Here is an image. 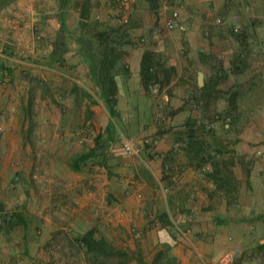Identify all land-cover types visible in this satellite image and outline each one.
I'll use <instances>...</instances> for the list:
<instances>
[{"label": "crops", "instance_id": "1", "mask_svg": "<svg viewBox=\"0 0 264 264\" xmlns=\"http://www.w3.org/2000/svg\"><path fill=\"white\" fill-rule=\"evenodd\" d=\"M154 1L120 0L96 11L125 27L130 75L117 77L116 104L109 108L79 55L67 51L50 61L59 26L50 3L0 0V39L8 55L0 60V264H76L63 261L68 245L78 247L85 231L102 229L100 222L116 209L132 220L126 231L137 233L132 248L145 258L170 232L176 241L168 254L176 264L214 260L233 243L241 256L231 264H264L257 250L264 242V0ZM162 7L178 10L179 26L151 36ZM234 15L242 38L226 24L215 25L216 17ZM144 51L170 71L158 91L147 92L140 81ZM82 89L88 96L81 99ZM119 132L141 145L139 156L115 147ZM99 133L106 164L89 158L71 169L74 155L93 148ZM144 137L157 143L143 145ZM54 139L70 143L54 152ZM197 141L203 146L197 151L186 145ZM37 145L48 154L40 167L46 162L42 170L51 184L31 179ZM209 146L216 166L204 161ZM112 160L127 166L115 191L107 175ZM215 169L227 183L207 173ZM78 175L84 179L70 181ZM11 214V222L19 220L13 225L6 221ZM163 215L170 224L159 220Z\"/></svg>", "mask_w": 264, "mask_h": 264}, {"label": "trees", "instance_id": "2", "mask_svg": "<svg viewBox=\"0 0 264 264\" xmlns=\"http://www.w3.org/2000/svg\"><path fill=\"white\" fill-rule=\"evenodd\" d=\"M36 1L37 3H50V8L54 10V15L59 23L53 34L49 50L50 61H61L60 57L67 51L79 55L80 60L84 61L89 69L88 77L97 87L100 98L109 108H112L116 104L118 93L117 77L130 75L129 65L125 61L122 51V46L126 42L125 27L111 25L107 20L101 19L96 11L104 6L116 7L120 4V0ZM151 2L156 4L154 0ZM70 14L75 17L73 27H70L67 21ZM243 32L239 29L233 34L235 38H242L244 37ZM153 58L154 53L144 51L140 61V81L147 92H150L153 87H156L157 91L160 90V87L165 85L171 77L170 71L167 68L159 67ZM85 96L88 95L82 89L79 92V97L82 99ZM165 113L168 114V112ZM101 135L99 133L94 137V146L87 153L74 155L70 165L71 169L78 171L81 166L86 164L85 160L89 158H94L100 164H106L104 155H102L104 141ZM186 145L193 150L203 148L202 143L198 141L196 144L190 142ZM207 150L208 156L204 161L216 166L218 161L213 160L215 153H211L215 150L211 146L207 147ZM221 163L225 165L226 161L223 160ZM207 173L214 178H222L223 183L228 182V176L219 169ZM107 175L108 178L114 176L112 171H108ZM163 216L159 220L162 223L170 224L166 215ZM11 217H15V215L11 214L7 217L8 224L13 225L19 221L11 222L9 219ZM175 241L174 234L165 233L161 236V246L150 259H146L140 249L130 253L126 249L114 247L106 240L100 227L95 225L85 231L77 240V244L87 256L89 264H176V258L168 254L169 248ZM257 250L264 255V242L257 244Z\"/></svg>", "mask_w": 264, "mask_h": 264}, {"label": "rangeland", "instance_id": "3", "mask_svg": "<svg viewBox=\"0 0 264 264\" xmlns=\"http://www.w3.org/2000/svg\"><path fill=\"white\" fill-rule=\"evenodd\" d=\"M74 16L73 14H70L68 16V24L70 25V27L72 26L73 22H74ZM260 29L256 30L255 32L259 31ZM1 133V132H0ZM133 135V134H132ZM16 139V137L20 136V135H13ZM1 137V135H0ZM67 139V138H66ZM16 141H14L15 143ZM69 142L68 140L65 139H61V141H57L56 139L53 140V145H52V151H56L55 150V146H57L58 144H62L64 145V143ZM36 143V141H35ZM115 147L119 149V144L118 143V139L115 140L114 142ZM2 142H0V148H2ZM63 145H61V149L64 147ZM80 145H82V143H80ZM12 147H17L19 148L20 146L17 144H13ZM45 152V155L43 154V152ZM46 156H48L46 149L44 147H40V145H37L36 149L33 151V158H34V162L35 160L38 161V163H36V168L33 169V173L35 174V177H32V180H36V179H42V181L46 182V181H51L52 180V176L49 175L47 172V168H46V162L43 163L44 166L40 167V165L43 162V158H46ZM20 161L21 159L18 158L16 160L10 161L11 165L13 167H17L20 165ZM111 165L113 166V174L114 176L112 177L113 182H115V186L116 188L114 189V187L112 188L113 191L117 190L120 186V180L123 178H126L127 175V169L125 170V167H127L126 165H118V162H116L115 160H112ZM45 167V168H44ZM42 169L46 170V172H44ZM96 174H99L98 170H94ZM32 173V174H33ZM76 174V173H75ZM78 174H81L80 172ZM81 175L75 176V179H70V181H75V182H79V180H83V177H80ZM120 177V178H119ZM101 179V177H100ZM39 181V180H38ZM52 182H50L51 184ZM13 189V188H12ZM134 195L138 196V192H134ZM117 214V215H116ZM122 217L124 218V216H121V213L116 210H113V212L108 216V218H110L109 220L105 219V222L103 224V222H100L101 224V232L102 234L105 236L106 240L113 245L116 248H123L128 250L130 253H132L135 249L132 248L133 245L136 246V241L138 239L139 236L134 235L135 232L131 230V232L126 231V229L130 231L131 228L134 227V224L132 223V220H128V217L126 219H122ZM125 231V232H124ZM137 234V233H136ZM123 235V236H121ZM247 240V238H246ZM245 240V242H246ZM68 251H69V258L66 256L64 257V263H67L68 259L69 261H72L73 263L76 264H89L88 260H87V256L75 245V244H71L68 245ZM59 255H61L59 253ZM72 256V257H70ZM151 256H149L148 258L146 257V259H150ZM104 261H107V259H104Z\"/></svg>", "mask_w": 264, "mask_h": 264}, {"label": "built area", "instance_id": "4", "mask_svg": "<svg viewBox=\"0 0 264 264\" xmlns=\"http://www.w3.org/2000/svg\"><path fill=\"white\" fill-rule=\"evenodd\" d=\"M160 14L162 20L149 29V34L151 36L159 35L163 30H172L179 26L178 17L179 12L177 9L173 8L167 11L165 7H162ZM228 21V22H227ZM215 25H227L229 29L235 33L239 31L238 19L234 15L229 20L223 17L215 18ZM8 59L6 53V48L3 41L0 39V60ZM4 130L3 125L0 123V132ZM118 141L122 148L123 154L126 156H139L141 153V145L133 138L126 137L124 133H118ZM143 145L154 146L157 143L156 139L150 137H144L141 140ZM134 235H137L136 233ZM241 256V248L238 244L233 243L230 248L221 253L216 259L212 260L208 257L200 256L198 264H231L236 261Z\"/></svg>", "mask_w": 264, "mask_h": 264}, {"label": "water", "instance_id": "5", "mask_svg": "<svg viewBox=\"0 0 264 264\" xmlns=\"http://www.w3.org/2000/svg\"><path fill=\"white\" fill-rule=\"evenodd\" d=\"M201 79H202V75L199 74V75H198V81L201 82Z\"/></svg>", "mask_w": 264, "mask_h": 264}]
</instances>
